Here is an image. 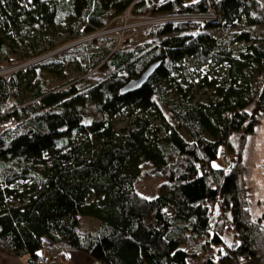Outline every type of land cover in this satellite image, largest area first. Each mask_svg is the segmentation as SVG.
<instances>
[{
    "label": "trees",
    "instance_id": "trees-1",
    "mask_svg": "<svg viewBox=\"0 0 264 264\" xmlns=\"http://www.w3.org/2000/svg\"><path fill=\"white\" fill-rule=\"evenodd\" d=\"M211 9L230 31L217 35L214 23L182 20L146 27L139 40L95 39L81 57L84 74L102 71L94 82L46 88L38 72L55 62L51 56L31 75L0 73V253L36 264L46 239L103 264H188L185 247L198 243L215 247L216 264H264V222L251 211L242 150L264 118V30L249 29L264 19L257 0H0V69L54 48L51 31L62 23L64 40L76 41L122 24L127 10L155 17ZM19 44L32 53L16 56ZM157 60L138 91L120 94ZM205 65L222 73L202 77L216 99L199 102L187 78ZM123 107L132 120L116 128L112 118ZM150 109L164 114L160 125L143 114ZM221 148L231 155L214 166ZM157 173V194L140 193L137 182ZM84 216L99 227L86 228Z\"/></svg>",
    "mask_w": 264,
    "mask_h": 264
},
{
    "label": "rangeland",
    "instance_id": "rangeland-1",
    "mask_svg": "<svg viewBox=\"0 0 264 264\" xmlns=\"http://www.w3.org/2000/svg\"><path fill=\"white\" fill-rule=\"evenodd\" d=\"M145 27V24L136 22V18L126 11L123 14L122 24L111 21L108 26L94 34L85 35L76 41H65L64 39L68 32L64 29V23H62L51 31V35L56 44L54 48H50L43 55L24 58L23 63L16 66L0 69V73H4L11 69L21 68L23 71L27 70L26 74L31 75L33 70L29 69L35 63L41 62L44 58L51 56L55 58V62L44 64L38 72V74L40 73L41 79L44 80L46 88L62 84L72 78H78L79 80L82 77H86L90 82H94L100 78L102 71L95 70L88 74H84L82 71L83 62L81 57L90 49V44H92L95 39H101L106 36H115L118 38L119 42L126 37H132L135 40H139L142 30L145 29ZM249 29L251 30V33L254 34L261 33L264 30L261 26H258L256 29ZM211 31H214V28H212ZM226 32L227 30L219 29L215 31V34L219 35ZM42 44H44V42L40 43L38 47H42ZM93 47H95V45H93ZM13 51L16 56L24 55L27 51L32 53V50L28 49L23 44L14 47ZM235 51H237V49H235ZM2 63H5V61H2ZM199 73V75L195 74V76H188L187 78V86L193 91L195 100L199 102H207L211 98L216 99L213 95L214 89L205 84V82L202 81V77L208 75V78L210 79L219 78L222 73L221 66H216L215 72L213 73L210 71L209 66L205 65L200 69ZM21 87L23 88L22 98L24 100L30 99V91L25 87V83H22ZM143 114L151 120L152 125L156 126L162 123V119L160 118V115H164L162 112L160 113L155 109H150ZM166 118L171 120L169 116H166ZM131 120L132 117L128 115V109L125 107H123L112 118V122L116 128L129 124ZM163 131L164 129L162 127L160 133L163 134ZM232 138L234 148L238 149L241 142L240 133H234ZM242 150L243 157L250 168L249 178L253 193L251 211L254 217H262L264 222V118L256 126L255 133L249 134L247 139L243 142ZM225 155L227 157L230 156L231 153L224 152V149L221 148L219 157L213 162V165H224ZM141 167H144V165ZM162 181V176L159 173L146 174L137 182L136 187L143 195L153 197L157 194L158 186ZM83 222L85 227L90 230H96L100 225L99 220L89 216H84ZM45 241L49 242L46 239ZM199 245L200 244L198 243H193L191 246L185 247V250L189 253L187 258L188 264H216L212 259V253L215 250V247L210 248L206 246L201 249ZM46 249L47 247L44 246L42 252H46Z\"/></svg>",
    "mask_w": 264,
    "mask_h": 264
},
{
    "label": "crops",
    "instance_id": "crops-1",
    "mask_svg": "<svg viewBox=\"0 0 264 264\" xmlns=\"http://www.w3.org/2000/svg\"><path fill=\"white\" fill-rule=\"evenodd\" d=\"M47 247L46 252H41L42 255H50L52 261L47 264H103L92 256L83 251L76 249H64L62 243H49L44 241ZM60 253H64L65 258L59 257ZM27 257H15L0 253V264H25Z\"/></svg>",
    "mask_w": 264,
    "mask_h": 264
},
{
    "label": "built area",
    "instance_id": "built-area-1",
    "mask_svg": "<svg viewBox=\"0 0 264 264\" xmlns=\"http://www.w3.org/2000/svg\"><path fill=\"white\" fill-rule=\"evenodd\" d=\"M257 1L261 3V5L264 7V0H257ZM135 18H136V22L145 24L146 27H149L156 23L188 20V21H208V22L216 24L217 26L214 27V31H212V33L214 34H215V31L219 29L227 30V31H229L230 29L229 27L225 29L226 26H224L223 24H219L220 18H219L218 13L214 9H211L209 12L205 14H199V15H196V14H190V15H184V16L164 15V16H155V17L138 16ZM261 27L264 29V19L261 23ZM262 84H264V74L261 76V79L258 82L259 86H261ZM50 261H52V257L50 255H40L39 257H37L35 263L36 264H47Z\"/></svg>",
    "mask_w": 264,
    "mask_h": 264
},
{
    "label": "water",
    "instance_id": "water-1",
    "mask_svg": "<svg viewBox=\"0 0 264 264\" xmlns=\"http://www.w3.org/2000/svg\"><path fill=\"white\" fill-rule=\"evenodd\" d=\"M161 60H157L149 64L139 75L129 79L121 88L120 94L126 95L131 92L138 91L159 68Z\"/></svg>",
    "mask_w": 264,
    "mask_h": 264
},
{
    "label": "bare ground",
    "instance_id": "bare-ground-1",
    "mask_svg": "<svg viewBox=\"0 0 264 264\" xmlns=\"http://www.w3.org/2000/svg\"><path fill=\"white\" fill-rule=\"evenodd\" d=\"M157 24V23H156Z\"/></svg>",
    "mask_w": 264,
    "mask_h": 264
}]
</instances>
